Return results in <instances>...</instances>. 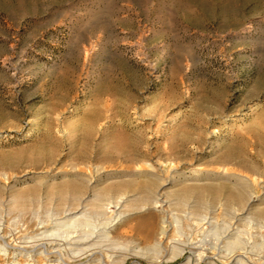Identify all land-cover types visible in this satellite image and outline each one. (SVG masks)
Returning a JSON list of instances; mask_svg holds the SVG:
<instances>
[{
    "label": "rangeland",
    "instance_id": "374dc122",
    "mask_svg": "<svg viewBox=\"0 0 264 264\" xmlns=\"http://www.w3.org/2000/svg\"><path fill=\"white\" fill-rule=\"evenodd\" d=\"M96 189L159 201L35 242L64 215L48 198ZM180 193L207 205L191 213ZM11 194L41 203L21 212ZM0 203V264H83L33 246L78 233L111 264H188L225 250L230 225L251 242L232 249L264 264V0H0ZM163 215L168 235L146 253Z\"/></svg>",
    "mask_w": 264,
    "mask_h": 264
},
{
    "label": "bare ground",
    "instance_id": "6f19581e",
    "mask_svg": "<svg viewBox=\"0 0 264 264\" xmlns=\"http://www.w3.org/2000/svg\"><path fill=\"white\" fill-rule=\"evenodd\" d=\"M174 163V162H173ZM160 171V170H159ZM226 172V171H225ZM231 172V171H230ZM234 172V171H233ZM168 173V172H167ZM212 173V172H211ZM214 173V172H213ZM218 173V172H217ZM219 174V173H218ZM217 174V175H218ZM221 174V173H220ZM210 175V174H209ZM230 175H233L236 176V182H234L233 184L239 189V186L241 184L244 185V190L243 191H247V180H249V178L244 174H238V173H228L226 175V177L224 176V178H227L228 176ZM249 175V174H248ZM222 176V175H221ZM216 178V177H215ZM229 179V178H228ZM230 180V179H229ZM233 180V179H232ZM216 181V180H214ZM250 181V180H249ZM220 182V181H219ZM223 182V181H221ZM227 182V181H226ZM224 183V182H223ZM227 185V183H225ZM224 184V185H225ZM230 184V182H229ZM254 185V184H253ZM97 186V185H96ZM165 186V185H164ZM79 187V186H78ZM115 187V186H114ZM163 187V186H162ZM231 187V186H230ZM250 187V186H248ZM253 188L256 187V186H252ZM91 188V187H90ZM125 188V187H124ZM150 188V187H149ZM154 188V187H153ZM93 189V187H92ZM105 189V188H104ZM117 189V188H116ZM192 189V187H191ZM194 189V188H193ZM178 190V189H177ZM190 190V189H189ZM195 190V189H194ZM235 190V189H234ZM255 190V189H254ZM90 191V190H89ZM170 191V190H168ZM167 191V192H168ZM191 191V190H190ZM240 191V190H239ZM237 193V200L239 201V204L244 206L247 202H249V199L248 200H245V196H244V193H241V191ZM32 192V191H31ZM116 192V191H115ZM200 192V191H198ZM18 193V192H17ZM16 193V194H17ZM128 193H130L129 191L127 190H119L117 195L113 196V194L111 193V191H100L98 189L96 190H93V194L91 195V197L89 196L88 199L85 198H82L80 196H77V195H70V196H67L65 194H63L62 196H60L58 199H52L51 197L48 198L46 201H49L50 203H53L55 202L57 204V208L56 210L58 211H62V214L64 213V215H62L61 217H57L56 220L57 221H53V225L51 227H45V229H43V231H41V233H39V235H41L38 239L35 240L36 241H42V240H48L50 239V237L53 235H55L56 233V230L59 229V228H62L61 226H65V225H79L81 226L82 224H89V222L93 219H91L92 217H95L96 219H98V223L100 221H102V223H104V227L102 228H110L111 226L114 225V220H116L117 218H114L113 217V213L116 211V209H119L121 206L123 207H127V206H130L132 207L133 209H137V208H142L144 207L145 205H155L158 203V199H156V196L155 195H152L151 192H145V194L143 196H141L139 199H136V198H131V195H129ZM157 193V192H155ZM173 193V192H172ZM175 193H176V190H175ZM196 193V192H195ZM234 193V192H233ZM253 193V192H252ZM22 194V193H21ZM27 194V193H26ZM75 194V193H74ZM174 194V193H173ZM12 197L9 199L8 203L11 205L10 207L16 209V210H19V211H25L27 209V204L29 202H37V203H41V200L40 198L38 197H31L29 199H26L25 197H22V199H20L18 196H16L15 194H11ZM80 195V194H79ZM220 195V194H219ZM232 195V194H231ZM253 195V194H252ZM223 196V194H222ZM225 196V195H224ZM88 197V196H87ZM139 197V196H138ZM203 197V196H202ZM229 196H227L228 198ZM253 197V196H252ZM261 197V196H260ZM191 197H189L188 195H185V194H182L180 193L179 195L176 194V197H175V200H174V203L178 206V207H183V206H189L190 210H191V213H195L197 214L200 209L202 210V208H204L206 205H207V202L203 201L202 198L200 197H197L195 199H193L191 201L190 199ZM251 198V197H250ZM163 200V199H162ZM252 200V199H251ZM168 201V200H167ZM247 201V202H246ZM221 202V201H220ZM232 202H234L232 200ZM236 202V201H235ZM234 202V204H235ZM48 203V202H46ZM173 203V202H172ZM171 203V204H172ZM232 204L231 202H229V200L227 199L226 201V204ZM1 204V203H0ZM2 204H6L5 202L2 203ZM167 204V203H166ZM249 204V203H248ZM251 204V203H250ZM2 206V205H1ZM7 206V205H6ZM219 206V205H218ZM233 206V205H232ZM249 206V205H248ZM254 206V205H253ZM259 206V205H258ZM257 207V206H256ZM255 207V208H256ZM7 209V207H5ZM90 209L91 210V213L92 214H89L87 212V209ZM221 208V207H219ZM218 208V209H219ZM251 208V207H250ZM250 208L247 209L248 213L250 211ZM258 208V207H257ZM13 209V210H14ZM246 208H243L242 209V212L240 213V216H236L234 219L235 221L233 222V226H235V223L241 221V218L242 215L246 212L245 211ZM5 210V209H4ZM9 210V209H8ZM52 210V209H51ZM228 211V210H227ZM236 211H239L238 208H236ZM255 210L253 209V212L252 213H255L254 212ZM53 211H51L52 213ZM226 212V211H224ZM259 212V211H258ZM111 213V214H110ZM153 213V212H152ZM231 213V212H230ZM260 213V212H259ZM121 214V213H119ZM258 214V213H257ZM153 215V214H151ZM218 215V214H217ZM238 215V214H236ZM249 215V214H248ZM250 215H253V214H250ZM259 215V214H258ZM263 215V214H262ZM45 216V215H44ZM57 216V215H56ZM154 216V215H153ZM246 217V216H244ZM249 217V216H248ZM254 217V216H252ZM262 217V216H261ZM167 218V217H166ZM165 218V216L163 215L161 221H160V226L159 228H157V230L155 229V227L153 226V228L147 233V239L148 240H153V244H150L149 246L145 247V248H142V250H144L146 253L147 252H156L160 246L158 240L160 239H163L165 236L168 235V230L166 228V223L168 222L167 219ZM207 217H204V219H206ZM229 218V217H228ZM251 218V216H250ZM255 218V217H254ZM121 219V218H120ZM252 219V218H251ZM256 219V218H255ZM47 220V218H46ZM54 220V219H53ZM202 220V219H201ZM263 220V219H262ZM261 220V221H262ZM95 221V220H94ZM92 221V222H94ZM257 221V220H255ZM43 222V221H42ZM46 222V221H45ZM44 222V223H45ZM48 222V220H47ZM263 222V221H262ZM116 223V221H115ZM202 223V222H201ZM51 224V223H50ZM203 224V223H202ZM224 224V223H223ZM188 226V225H187ZM216 226V225H215ZM261 226V224H260ZM264 226V225H263ZM70 227V226H69ZM88 227V226H87ZM91 227V226H90ZM64 228H67V227H64ZM97 228V227H96ZM101 228V230H102ZM88 229V228H87ZM100 229V228H99ZM218 229V228H217ZM60 230V229H59ZM66 230V229H65ZM64 230V231H65ZM70 230V229H69ZM100 230V231H101ZM110 230V229H109ZM179 230V229H177ZM212 230V229H211ZM233 228H232V225H230V227L227 228V230L225 232H223L222 236H221V239H222V242L226 240V247L225 250H217V252L214 253L213 256L209 257L207 255H203L201 256V258H194L195 256L191 257L188 259L187 263L188 264H202L203 262V259L204 258H212L213 261H210L208 264H263L261 262H258L260 261L258 259V261H251L248 259V255L246 256L247 253L243 252L241 249H243L244 247H242L240 250H234L232 248L234 247H239V246H242L243 244L244 245H248L249 243H251L250 241H244V240H241V237L238 235V236H235L236 235V232H233L232 231ZM18 231V230H17ZM25 231V230H23ZM92 231V230H91ZM99 231V230H98ZM217 231V230H216ZM222 231V230H221ZM11 232V231H10ZM67 232V231H66ZM93 232V231H92ZM95 232V231H94ZM104 232L105 229H104ZM78 233V232H77ZM96 233V232H95ZM209 233V232H208ZM9 234V233H8ZM12 234V233H11ZM10 234V235H11ZM93 234V233H92ZM98 234V233H97ZM99 235V234H98ZM105 235V234H104ZM6 236V235H5ZM57 236V235H56ZM88 236L89 234L87 233H84V234H79L72 238L70 240V242H67L66 244L65 243H61V244H56V242L54 241H51L54 245L53 246V249L52 250H49L44 244V242H40V243H36L35 245H33L34 247L36 246H40L41 247V250H40V254L45 256L48 260L50 258V255L51 253H59L60 252V249H58L59 247H63L61 249H68L69 251H71V253L69 252V257L75 261H71V262H76V258L78 256H80L81 254L85 255V258L87 259L86 262H84L83 264H111V261L109 263V260L108 262L103 260V257L100 256V257H96L94 258V254L96 253V251H94V249L92 248V246H94V243L89 247H83L82 245L87 242L85 240V238L88 239ZM217 236V235H215ZM214 236V238H215ZM25 237V236H24ZM31 237V235H30ZM64 237V236H63ZM105 237L107 238L108 237V234L105 235ZM8 238V237H7ZM21 238V236H20ZM35 238V237H34ZM257 238V237H256ZM0 239H5L4 236H1L0 234ZM14 239H18V233H16V236H14ZM53 239V238H52ZM67 239V238H66ZM208 239V238H207ZM246 239V238H245ZM12 240V239H11ZM34 240V239H32ZM218 240V239H217ZM15 241V240H14ZM69 241V240H68ZM92 241H95L97 242L98 240H94L92 239ZM101 241V240H100ZM211 241V240H210ZM215 241V240H214ZM219 241V240H218ZM216 241V242H218ZM18 242V240H17ZM106 242V241H105ZM212 242V241H211ZM29 243V242H28ZM128 243V242H127ZM19 244V243H18ZM26 244V243H25ZM99 244V243H98ZM102 244V243H101ZM119 244V243H118ZM122 245V243H120ZM125 244V243H124ZM123 244V245H124ZM207 244V243H206ZM212 244V243H211ZM216 244V243H215ZM85 245V244H84ZM88 245V243L86 244ZM253 245V244H252ZM251 245V246H252ZM257 245V244H256ZM9 246V245H8ZM13 246V245H12ZM11 246V247H12ZM213 246H214V243H213ZM10 247V246H9ZM15 247V246H14ZM115 247V246H114ZM123 247V246H122ZM200 247V246H199ZM212 247V246H211ZM220 247V246H219ZM254 248V246H252ZM0 248H3V247H0ZM21 248H24V245L23 247ZM38 248V247H37ZM95 248V247H94ZM97 248V247H96ZM183 248V247H182ZM140 249V248H139ZM191 249V248H190ZM193 249V248H192ZM247 249V248H246ZM252 249V248H251ZM255 249V248H254ZM257 249V248H256ZM255 249V250H256ZM23 250V249H22ZM105 250V249H104ZM204 250V249H203ZM244 250V249H243ZM253 250V249H252ZM113 251V250H112ZM206 251V249H205ZM204 251V252H205ZM208 251V250H207ZM214 251V249H213ZM257 251V250H256ZM259 251V250H258ZM4 252L5 254H7V249L5 248L4 249ZM82 252V253H81ZM99 252V251H98ZM101 252V251H100ZM106 252V251H105ZM195 252V251H194ZM197 252V251H196ZM200 252V251H199ZM260 252V251H259ZM258 252V254H260ZM1 253V252H0ZM20 253V252H19ZM31 253V252H30ZM115 253V252H114ZM118 253V252H117ZM157 253V252H156ZM250 253V252H249ZM24 254V253H23ZM28 254V253H27ZM60 255H62L61 253H59ZM97 254V253H96ZM200 253H198L199 255ZM205 254V253H204ZM258 254H256V257L258 256ZM22 255V254H21ZM30 255V254H29ZM55 255V254H54ZM66 255V254H65ZM98 255V254H97ZM119 255V254H118ZM197 255V256H198ZM253 255V253H252ZM252 255H250L252 257ZM52 256V255H51ZM109 258L111 257V255H108ZM199 257V256H198ZM261 257V255L259 256ZM258 257V258H259ZM33 258V257H31ZM35 258V257H34ZM69 258V259H70ZM84 258V257H83ZM254 258V257H253ZM40 259V258H39ZM68 259V258H67ZM81 259V258H80ZM114 259V258H112ZM38 260V259H37ZM83 260V259H81ZM125 260V258H124ZM218 261H220V263H218ZM38 262V261H37ZM67 263V262H66ZM78 263V262H77ZM114 263V262H113ZM15 264H20L18 263V261L15 263ZM23 264V263H21ZM46 264H62L61 261H59L58 259V262H49ZM73 264V263H72ZM78 264H82L81 262L78 263ZM124 264V263H123ZM136 264H140L138 262H136Z\"/></svg>",
    "mask_w": 264,
    "mask_h": 264
}]
</instances>
